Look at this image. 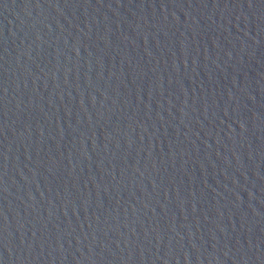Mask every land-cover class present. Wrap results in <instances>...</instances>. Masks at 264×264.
Wrapping results in <instances>:
<instances>
[{
	"label": "water",
	"instance_id": "obj_1",
	"mask_svg": "<svg viewBox=\"0 0 264 264\" xmlns=\"http://www.w3.org/2000/svg\"><path fill=\"white\" fill-rule=\"evenodd\" d=\"M0 264H264V0H0Z\"/></svg>",
	"mask_w": 264,
	"mask_h": 264
}]
</instances>
